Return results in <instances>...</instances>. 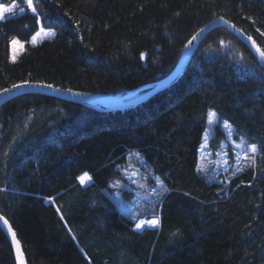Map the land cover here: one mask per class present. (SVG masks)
<instances>
[{"label": "trees", "instance_id": "obj_1", "mask_svg": "<svg viewBox=\"0 0 264 264\" xmlns=\"http://www.w3.org/2000/svg\"><path fill=\"white\" fill-rule=\"evenodd\" d=\"M25 8V0H0ZM0 21V91L47 83L109 96L168 76L188 41L223 17L264 51V0H33ZM55 35L30 43L40 27ZM13 39L27 42L16 61ZM214 109L257 146L224 186L197 171ZM136 151L168 193L159 227L136 228L105 193ZM87 173L86 185L80 177ZM0 213L28 264H264V67L225 26L201 40L169 87L102 111L29 92L0 107ZM0 264H17L0 226Z\"/></svg>", "mask_w": 264, "mask_h": 264}, {"label": "rangeland", "instance_id": "obj_2", "mask_svg": "<svg viewBox=\"0 0 264 264\" xmlns=\"http://www.w3.org/2000/svg\"><path fill=\"white\" fill-rule=\"evenodd\" d=\"M6 5H14L12 13L5 14L6 17L22 14L26 10L32 11L28 6L18 7L15 2ZM49 33H55V31L41 26L30 43H38L51 37L52 35ZM26 45L25 41L13 39L10 43V59L16 61ZM139 94L136 91L132 98ZM225 124L228 127H225ZM236 133V128L228 121L221 119L214 109L209 111L207 127L199 147L197 164V171L208 181L226 186L232 177L255 164L258 151L252 153L250 150V145L254 143L249 142L245 136L236 137ZM120 174L119 178L115 177L112 180L110 188L105 190L108 197L116 203L119 211L136 220V224L141 220L153 218L159 220L157 209L168 193V188L161 177L152 172L144 157L136 151L127 156L126 161L120 167ZM87 177L90 176L87 174ZM87 177H85L83 185L90 182ZM159 225L158 223L155 227ZM145 226L148 225L145 224Z\"/></svg>", "mask_w": 264, "mask_h": 264}, {"label": "water", "instance_id": "obj_3", "mask_svg": "<svg viewBox=\"0 0 264 264\" xmlns=\"http://www.w3.org/2000/svg\"><path fill=\"white\" fill-rule=\"evenodd\" d=\"M218 26H225L231 32H233L239 39H241L244 43H246L250 47V49L254 52L257 59L261 63V65L264 67V59L261 58L259 52L257 51V48H259L260 50H262V49L259 47V45L255 41V39L252 36L245 33L239 27L235 26L229 20H227L225 18L221 19V17H219L217 19L210 21L208 24H206L204 27H202L193 36V37H196V39L193 40V37H192L189 40V41H192L191 44H189V41H188V43L186 44V46L183 50V53H182V55L178 61V64L176 65L175 69L168 76H166L162 80L158 81L154 86L150 87L147 91H145L142 94H139L135 98H132V96L134 94H136V92H131V93H128L125 95L127 97V99L125 101H122L120 103H117V104L110 106V105H106V104H103V103L97 101L95 99V97H97V96H99V97H112V96L90 93V92L81 91V90L72 89V88H62V87H58L55 85H52L53 86L52 88H48V87H43L40 85H51V84L29 82L32 85L31 87L13 88V86H10V87L5 88V89L10 90L8 92H5L4 91L5 89L1 90L0 91V107L3 104H5L6 102H8L9 100H11L12 98L19 96V95H22V94H25V93H29V92L48 93V94L60 97L62 99H65V100L72 101L75 103H79V104H82V105H85V106H88V107H91L94 109L102 110V111L126 109L129 107H133V106L149 99L152 95H154L158 91L172 85L185 71L191 57L196 52L202 38L210 30H212ZM202 29H203V31H201ZM248 37H251L252 39L249 40ZM253 41H255V44H253ZM22 83H24V82H22ZM22 83H18L16 85H20ZM69 89H71V91H68ZM125 96H122V97H125ZM0 216H2L4 219H6L8 221V219L5 216H3L1 213H0ZM0 226L6 232V234L8 235V237H9V239H10V241L14 247L16 259H17V264H21V260L23 261V264H28L27 259H26V255H25L23 247H22V244H21L20 240L18 239L17 234H16L15 230L13 229L11 223L8 221V224L5 225V224H3L2 221H0ZM9 226H10L11 230H9ZM12 232L15 233V241L19 242L18 245L13 240Z\"/></svg>", "mask_w": 264, "mask_h": 264}, {"label": "snow or ice", "instance_id": "obj_4", "mask_svg": "<svg viewBox=\"0 0 264 264\" xmlns=\"http://www.w3.org/2000/svg\"><path fill=\"white\" fill-rule=\"evenodd\" d=\"M25 2L27 4V6L31 8L32 12L35 13L36 12V9L33 6V0H25ZM13 7H14V5L13 6H7L5 4L0 3V21H3V20L6 19V15L5 14L12 13ZM21 11H24V9H21ZM221 19H223V18L221 17ZM201 31H203V29ZM49 34L50 35H55V33H49ZM195 39H196V37H193V40H195ZM248 39L251 40L252 38L251 37H248ZM191 42L192 41H189V44H191ZM253 44H255V41H253ZM257 51L259 52L261 58L264 59V51L260 50L259 48H257ZM31 86L32 85L29 82L25 81L24 83H22L20 85H13V88L31 87ZM40 86L48 87V88H52L53 87L52 85H40ZM4 91L5 92H8L10 90L5 89ZM68 91H71V89H69ZM224 126L225 127H228L227 124H225ZM250 150H251L252 153H256L258 151L257 146L254 145V144L253 145H250ZM85 177H87V173H85L84 176H82V177L79 178L81 180V183L84 182ZM87 178L89 180L91 179V177H87ZM0 221H2L3 224H5V225L8 224V221L6 219H4L2 216H0ZM158 223H159V220L158 219H155V218L150 219V220H141L139 223L136 224V228L137 229H141V228H143L145 226V224H147L150 227H155L156 225H158ZM9 230H11L10 229V226H9ZM12 237H13V240L15 241V233L14 232H12ZM15 242H16L17 245L19 244L18 241H15ZM21 264H23V261L22 260H21Z\"/></svg>", "mask_w": 264, "mask_h": 264}, {"label": "bare ground", "instance_id": "obj_5", "mask_svg": "<svg viewBox=\"0 0 264 264\" xmlns=\"http://www.w3.org/2000/svg\"><path fill=\"white\" fill-rule=\"evenodd\" d=\"M109 96V95H108ZM121 96H112V97H95V99L103 104H106V105H114V104H117V103H120L122 101H125L127 99V97H121Z\"/></svg>", "mask_w": 264, "mask_h": 264}, {"label": "clouds", "instance_id": "obj_6", "mask_svg": "<svg viewBox=\"0 0 264 264\" xmlns=\"http://www.w3.org/2000/svg\"><path fill=\"white\" fill-rule=\"evenodd\" d=\"M160 224V223H159ZM159 227V226H158ZM152 228V227H151ZM155 228H157V227H155Z\"/></svg>", "mask_w": 264, "mask_h": 264}]
</instances>
